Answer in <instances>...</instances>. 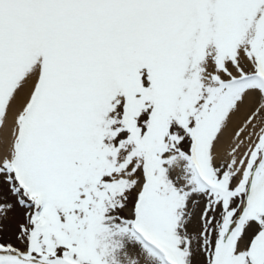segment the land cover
I'll use <instances>...</instances> for the list:
<instances>
[{
  "label": "snow or ice",
  "instance_id": "6c2138e0",
  "mask_svg": "<svg viewBox=\"0 0 264 264\" xmlns=\"http://www.w3.org/2000/svg\"><path fill=\"white\" fill-rule=\"evenodd\" d=\"M0 264H264V0H0Z\"/></svg>",
  "mask_w": 264,
  "mask_h": 264
}]
</instances>
